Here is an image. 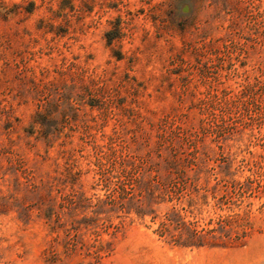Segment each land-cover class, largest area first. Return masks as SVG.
Wrapping results in <instances>:
<instances>
[{"label":"rangeland","instance_id":"obj_1","mask_svg":"<svg viewBox=\"0 0 264 264\" xmlns=\"http://www.w3.org/2000/svg\"><path fill=\"white\" fill-rule=\"evenodd\" d=\"M10 139L0 264L94 260L96 248L67 256L63 244L51 259L53 234L25 190L32 172L95 203L173 160L156 218L101 214L112 249L100 264H264V0H0V146ZM195 163L192 190L181 172ZM172 207L198 229L235 212L253 227L243 242L182 246L158 231Z\"/></svg>","mask_w":264,"mask_h":264},{"label":"trees","instance_id":"obj_2","mask_svg":"<svg viewBox=\"0 0 264 264\" xmlns=\"http://www.w3.org/2000/svg\"><path fill=\"white\" fill-rule=\"evenodd\" d=\"M10 142L9 145L0 146V161L5 156L11 163V166L6 168V171L13 168L12 155H18L15 153L13 140L10 139ZM175 164H178L177 160L168 161L166 165L157 162L151 165L149 169L138 170L136 175L132 177L130 184L120 179L113 192L106 199L99 198L95 203L88 201L89 199L84 198L83 194L77 190L65 193L60 186L61 181H63L60 177L41 178L37 181L32 172V178H28L24 182L25 190H29L38 196L39 216L46 219V223L49 224L50 231L53 234L49 248L51 259L53 261L60 259L56 249L59 244H63L66 247L65 254L67 256L77 252L81 245L82 248L87 247V254L89 255L91 254V248H96L92 254L94 260L90 261V264H100L110 254L112 249L111 242L104 243L99 238L101 235L99 222L107 220L101 217V214L109 212L129 214L134 210L140 216L154 214L153 217L156 218L158 215L154 206L160 202L159 199L164 189H166L167 183L175 182V177H173ZM195 166L193 176L188 175L184 170L181 172L184 182L188 183L192 190L197 188L201 172L199 164L195 163ZM1 169L2 166L0 165V171ZM164 169L167 170L165 174L162 173ZM32 179L35 181H32ZM229 182L233 188L245 186L244 182L235 180H230ZM19 187L20 182L16 178L15 189ZM55 187L60 192L59 197L53 194ZM130 190H134L135 193L130 194ZM7 204L8 200L6 196H2L0 186V212L7 208L5 206ZM11 205L17 207L20 203L18 199H15L11 202ZM90 208L93 212L92 215L85 213ZM79 210L81 212H78ZM20 213L30 219V212L26 206L21 207ZM161 217L158 228L160 235L165 237L170 243L182 246H201L205 243L225 245L243 242L253 227L247 215L239 212L219 216L214 226L200 229L197 228V220H185L184 216L175 207L166 210ZM119 227L116 226L117 229ZM87 233L96 235L94 242L90 245L84 239Z\"/></svg>","mask_w":264,"mask_h":264}]
</instances>
